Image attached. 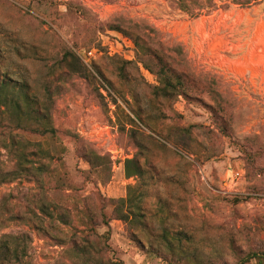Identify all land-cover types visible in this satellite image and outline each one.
Instances as JSON below:
<instances>
[{"label":"rangeland","instance_id":"1","mask_svg":"<svg viewBox=\"0 0 264 264\" xmlns=\"http://www.w3.org/2000/svg\"><path fill=\"white\" fill-rule=\"evenodd\" d=\"M115 26L153 30L156 42L181 47L202 86L210 84L224 99L232 116L230 136L216 130L206 89L202 102L157 101L151 94L159 86L154 75L141 64L139 71L132 64L121 69L118 60H138L132 39L112 30ZM67 51L86 60L91 71L99 68L107 82L68 72L62 64ZM4 75L16 85L26 83L32 93L45 87L57 92L53 120L59 138L33 139L27 154L35 168L43 164L52 173L44 178L50 210L60 206L83 230L78 218L85 209L99 212L103 200L138 202L145 228L115 225L108 232L97 227L110 246L99 260L258 264L248 263L247 254L264 250V153L253 161L246 149L264 148V0L199 18L173 0H0ZM138 110L147 128L136 119ZM191 125L206 129H192L187 150L152 132L164 135L170 127ZM207 131H212L209 139ZM256 138L259 145L247 142ZM91 153L100 157L99 168L86 162ZM127 160H134L142 174L127 178ZM14 164L0 146V171ZM9 180L0 174V247L8 248L0 264H97L74 253L67 226L42 213V190L33 178ZM112 210L108 206L105 212ZM76 243L84 244L81 237Z\"/></svg>","mask_w":264,"mask_h":264},{"label":"trees","instance_id":"2","mask_svg":"<svg viewBox=\"0 0 264 264\" xmlns=\"http://www.w3.org/2000/svg\"><path fill=\"white\" fill-rule=\"evenodd\" d=\"M181 11L192 18H199L204 14L211 13L217 9L227 10L231 6H238L240 8H249L259 2V0H173ZM218 2L222 4L219 5ZM138 28V27H136ZM112 30L119 31L130 37L136 48L137 63H130L124 60H118L121 69L124 66L132 64L137 71L138 65L141 64L143 68L154 75L159 83V86L152 88V96L155 100H164L167 102L177 101L183 99L186 101L202 102V94L204 89L209 99L213 102L210 107L214 115V125L222 135L229 137L231 134V114L225 110L224 99L213 90L210 84L202 86V79L199 78L188 66L184 60V53L182 48L166 47L162 42H156L149 32H134L127 31L119 26L112 27ZM155 41V43H154ZM172 53L173 55H170ZM62 64L67 71L72 74H77L87 81H98V78L106 81L104 75L99 68H94L93 71L86 66L82 60L72 51H67L62 60ZM98 76V78H97ZM120 76L124 81H129L130 78L125 74V70H121ZM109 83V82H108ZM54 92L50 87H45L44 92L32 93L26 83L22 85L14 84L8 77H0V146L7 151L10 161H15V164L9 171L1 169L0 174L4 181H13L18 178L30 179L39 185L42 190V204L41 211L51 218L59 220L68 228L69 240L73 247L74 253H82L89 259H93L97 264H116L108 261L107 263L98 259V256L108 252L110 246L108 245L109 237L99 234L97 227L103 226L110 229L112 226L121 227H142L145 228L144 222L140 219L141 212L138 202L132 200H107L102 202L99 212H92L90 209H85L82 218H78V222L84 227L83 230L76 228L69 217L59 211L60 206L53 204L54 209L50 210L45 195L46 184L45 177H51L52 173L46 165H40L35 168L32 161L28 158V151L33 143V139L40 138L45 141H52L59 138L60 130L54 124L53 112L55 99ZM102 97V96H101ZM103 98V97H102ZM134 115L138 122L145 128L147 126L141 118V110L134 111ZM130 123L138 126L130 116ZM206 129L201 125H191L189 127H170L166 134H159L157 130L152 132L157 134L164 142L173 144L176 148L187 150L188 144L186 139L191 138L192 129ZM65 135H70V132H64ZM207 138L211 137L212 131L206 132ZM152 139V138H151ZM153 143H157L161 147L164 144L152 139ZM248 143L259 145L257 138L254 140H247ZM258 149L253 152V149L247 148L246 155L252 158L260 157L264 153L262 146H255ZM43 155L49 156L47 151H42ZM99 159L96 154H89L85 160L93 168H99ZM125 174L127 178H132L142 174V170L135 165L134 160H127L125 163ZM7 179V180H6ZM129 206L134 208L135 213L127 212L126 208ZM108 206H113L111 213H106L105 209ZM167 234V233H165ZM94 236V240L91 237ZM81 237L83 245L79 246L76 240ZM166 239V236L163 235ZM171 251L174 250L172 245H168ZM8 257L7 245L0 247V261H5ZM243 260V259H242ZM251 260H256L258 264H264V250L249 251L247 254L248 263ZM204 264H219V263H204Z\"/></svg>","mask_w":264,"mask_h":264},{"label":"built area","instance_id":"3","mask_svg":"<svg viewBox=\"0 0 264 264\" xmlns=\"http://www.w3.org/2000/svg\"><path fill=\"white\" fill-rule=\"evenodd\" d=\"M86 55L89 56V57L93 56V50L90 51V52H88ZM85 63L87 64L88 62L85 60ZM87 65H88V64H87Z\"/></svg>","mask_w":264,"mask_h":264}]
</instances>
